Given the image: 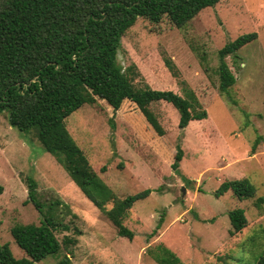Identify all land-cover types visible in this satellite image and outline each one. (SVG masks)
<instances>
[{"label": "rangeland", "instance_id": "obj_1", "mask_svg": "<svg viewBox=\"0 0 264 264\" xmlns=\"http://www.w3.org/2000/svg\"><path fill=\"white\" fill-rule=\"evenodd\" d=\"M251 32L258 38L227 59L237 80L229 94H222L216 71L219 51ZM202 54L207 55L208 71ZM164 55L173 59L180 77L170 71L159 76L158 71L168 70ZM118 57L124 67L137 65L140 85L163 89L168 84L182 93L187 84L209 115L208 120L182 129L177 109L155 102L152 109L164 135L130 100L115 110L98 99L67 118L72 136L114 193L124 197L152 189L126 219L134 239L118 234L33 133L20 132L2 115L0 242H9L16 257L25 256L11 229L40 224L43 218L39 208L27 202L29 177L38 182L42 201L60 199V206L70 207L61 216L71 229L58 230L60 240L75 227L82 231L74 254H68L71 264H158L149 249L160 243L175 252L181 264H249L264 250V204L256 205L257 198L264 197V0H221L203 9L186 28H177L168 18L160 23L139 18L123 37ZM179 143L184 156L175 170ZM243 177L257 187L255 197L240 199L232 191L216 196L223 181ZM237 208L246 211L248 224L232 235L228 214ZM161 221L162 227L149 238ZM63 258L64 253L49 256L40 264H59Z\"/></svg>", "mask_w": 264, "mask_h": 264}, {"label": "trees", "instance_id": "obj_2", "mask_svg": "<svg viewBox=\"0 0 264 264\" xmlns=\"http://www.w3.org/2000/svg\"><path fill=\"white\" fill-rule=\"evenodd\" d=\"M220 1L0 0V116L7 115L10 124L20 132L33 133L67 170L85 196L116 227L120 236L134 239L135 231L126 224V219L138 201L151 195L152 189L124 197L114 193L101 180L72 136L67 118L83 105L103 99L115 110H119L126 100L134 102L159 135H164L166 130L152 109L155 102L174 106L179 112L182 129L191 123L208 120L207 109L187 84L182 93L168 84L163 89L140 85L137 65L124 67L118 56L123 37L139 18L153 23L168 18L177 28H186L203 9ZM257 38V32L246 33L220 49V64L216 71L222 94H229L237 80L228 57L237 55L242 47ZM201 59L205 69L210 70L207 55L202 54ZM163 60L168 70L164 67L166 71H158L159 76L170 71L180 77V69L173 59L164 55ZM183 156L184 150L179 143L173 163L175 170H179ZM26 181L30 189L27 202L32 201L43 218L40 224L12 227L11 233L25 256L16 257L9 242H0V264H40L47 257L62 253L64 258L59 264H71L68 254H74L82 231L75 227L62 240L57 235L58 230L71 229L61 216L68 205L60 206V199L49 204L42 201L37 195L38 182L29 177ZM228 191L240 199H247L256 196L257 187L248 177L225 180L216 190V196ZM263 204L264 197H258L256 205L262 207ZM228 215L230 234L241 232L247 226L244 209H233ZM161 227L162 221L149 238ZM149 252L158 264L182 262L163 243ZM249 264H264V250Z\"/></svg>", "mask_w": 264, "mask_h": 264}, {"label": "water", "instance_id": "obj_3", "mask_svg": "<svg viewBox=\"0 0 264 264\" xmlns=\"http://www.w3.org/2000/svg\"><path fill=\"white\" fill-rule=\"evenodd\" d=\"M185 190V189H184Z\"/></svg>", "mask_w": 264, "mask_h": 264}]
</instances>
